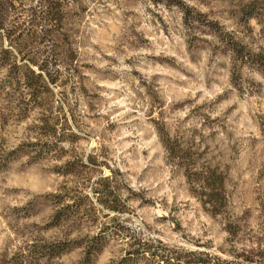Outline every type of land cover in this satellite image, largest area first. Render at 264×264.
I'll return each mask as SVG.
<instances>
[{
    "label": "rangeland",
    "instance_id": "374dc122",
    "mask_svg": "<svg viewBox=\"0 0 264 264\" xmlns=\"http://www.w3.org/2000/svg\"><path fill=\"white\" fill-rule=\"evenodd\" d=\"M10 1L5 26L26 43L12 53L56 70L35 98L0 91V151L16 149L0 166V264L52 240L73 245L35 264H74L106 226L93 264L135 237L180 260L264 264V21L246 0H60L36 25L39 0ZM209 169L217 212L192 179Z\"/></svg>",
    "mask_w": 264,
    "mask_h": 264
},
{
    "label": "trees",
    "instance_id": "16d2710c",
    "mask_svg": "<svg viewBox=\"0 0 264 264\" xmlns=\"http://www.w3.org/2000/svg\"><path fill=\"white\" fill-rule=\"evenodd\" d=\"M39 2L45 8H39L40 13H36L37 10L33 12L35 15L32 17L31 22L34 25L42 19H55V12L61 4L60 0H39ZM11 5L12 2L10 0H0V72H2V76H0V91H4L6 96H10L16 92L20 93L26 90L25 92L29 93V97L35 98L41 91V86H46L48 82H54L53 73L56 69L53 72L51 71L49 63L53 62H50L47 58L40 60L27 58V60L22 61L16 59L11 47L14 45L19 49L20 46L26 45V43L22 42L24 41L23 36L14 34V27L5 26L8 8ZM241 13L246 18L255 17L258 20L264 21V0H246L241 6ZM37 18L38 20H36ZM46 30L50 29L46 28L42 36L48 33ZM4 38L8 39L10 47L2 44ZM231 48L239 56L253 59L252 61L257 59L250 50H240V47L235 42L231 44ZM2 117L3 114L0 112V121ZM15 151L16 149L8 152L0 151V166L3 165V161L6 159L13 158ZM193 174L194 178L192 179L200 186L199 193L205 196L203 201L210 204L212 212L219 211L225 199L223 176L210 169L194 171ZM76 207V202H67L61 205L53 214V223L59 222L63 214L69 213L72 211V208L76 209ZM109 228L110 226H106L96 235L87 238L84 244L83 255L74 264H93L94 256L102 246V239L106 238L107 233H111L112 235L114 232L112 228L110 230ZM72 245L68 244L66 240L32 242L28 248L32 252L31 254L35 255L26 260V264H35L36 259L42 256H56ZM211 260L212 257L208 253L203 255L196 254L192 259L180 260L178 255L158 245H154L151 240L135 237L128 243V246L120 257L113 258L106 264H137L139 261L142 264H209ZM218 263L212 262V264Z\"/></svg>",
    "mask_w": 264,
    "mask_h": 264
}]
</instances>
